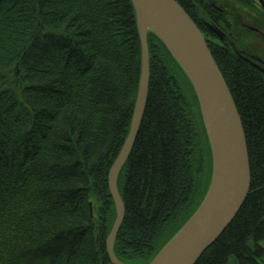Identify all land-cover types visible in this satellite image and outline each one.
<instances>
[{
  "label": "trees",
  "instance_id": "16d2710c",
  "mask_svg": "<svg viewBox=\"0 0 264 264\" xmlns=\"http://www.w3.org/2000/svg\"><path fill=\"white\" fill-rule=\"evenodd\" d=\"M177 1L231 90L252 175L233 222L195 264H264V75L208 26L230 28L221 0ZM147 40L149 95L118 179L126 218L114 244L122 261L143 264L199 207L213 168L192 82L153 32ZM141 55L132 0H0V264H113L108 178Z\"/></svg>",
  "mask_w": 264,
  "mask_h": 264
},
{
  "label": "water",
  "instance_id": "95a60500",
  "mask_svg": "<svg viewBox=\"0 0 264 264\" xmlns=\"http://www.w3.org/2000/svg\"><path fill=\"white\" fill-rule=\"evenodd\" d=\"M260 2L264 8V0ZM132 3L141 40L142 74L131 129L108 178L117 215L106 247L113 264H142L123 262L116 256L114 244L126 217L118 178L133 150L149 95L150 50L147 35L151 31L164 43L192 82L211 145L213 169L209 189L199 207L148 264H195L233 222L251 189L246 132L207 38L185 8L177 0H132ZM246 61L249 62L250 58ZM90 212L92 215V204Z\"/></svg>",
  "mask_w": 264,
  "mask_h": 264
},
{
  "label": "rangeland",
  "instance_id": "374dc122",
  "mask_svg": "<svg viewBox=\"0 0 264 264\" xmlns=\"http://www.w3.org/2000/svg\"><path fill=\"white\" fill-rule=\"evenodd\" d=\"M221 2H222L221 5H217V6L223 11H219V12L223 15H226L225 20L223 22L225 25H227V27L229 24L230 28L226 30H222L217 26H215L216 28L213 26L218 31L217 32L216 30L211 28L213 33L216 34V37H218L220 40L230 43L231 47H233L232 45H234L239 50H243V49L247 50L246 39H248V36L250 34L252 35V37H254V39L251 40L250 42L251 46L255 49H259L263 51L264 50L263 37L260 34L258 35V33H256L254 30L250 28V26H254L264 29V11H263L264 9L262 3L259 2L258 0H247L248 4H245L241 0H221ZM221 6H223V8ZM233 49L236 55L239 56L234 47ZM241 59L244 60L242 57ZM262 244L264 246V240Z\"/></svg>",
  "mask_w": 264,
  "mask_h": 264
},
{
  "label": "flooded vegetation",
  "instance_id": "af4514ba",
  "mask_svg": "<svg viewBox=\"0 0 264 264\" xmlns=\"http://www.w3.org/2000/svg\"><path fill=\"white\" fill-rule=\"evenodd\" d=\"M250 28L252 30H254L256 33H258V35L260 34L263 39H264V29L260 28V27H254V26H250ZM206 33V30H204ZM250 36V38H249ZM248 39H246V46H247V50H239L237 49L234 45H232L236 52L239 53V55L246 61V58H250V64L251 67L255 68L257 71L261 72L262 74H264V50L261 51L259 49H255L251 46L250 42L251 40L254 39V37H252V35L249 34ZM221 42H224L223 40H220ZM226 42V41H225ZM253 62V63H251ZM249 64V65H250Z\"/></svg>",
  "mask_w": 264,
  "mask_h": 264
},
{
  "label": "bare ground",
  "instance_id": "6f19581e",
  "mask_svg": "<svg viewBox=\"0 0 264 264\" xmlns=\"http://www.w3.org/2000/svg\"><path fill=\"white\" fill-rule=\"evenodd\" d=\"M190 16V15H189ZM197 100H198V97H197ZM199 106H200V103H199ZM122 173V172H121ZM120 173V174H121ZM118 187H119V185H118ZM109 190H110V188H109ZM119 192H120V190H119ZM121 195H122V198H123V194H122V192H121ZM123 200H124V198H123ZM92 203V202H91ZM126 206V205H125ZM125 214H126V211H125Z\"/></svg>",
  "mask_w": 264,
  "mask_h": 264
}]
</instances>
